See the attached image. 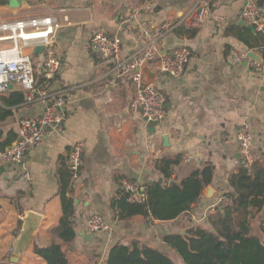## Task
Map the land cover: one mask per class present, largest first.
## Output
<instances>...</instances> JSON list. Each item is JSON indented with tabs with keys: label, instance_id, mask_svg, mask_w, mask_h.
I'll use <instances>...</instances> for the list:
<instances>
[{
	"label": "crops",
	"instance_id": "crops-1",
	"mask_svg": "<svg viewBox=\"0 0 264 264\" xmlns=\"http://www.w3.org/2000/svg\"><path fill=\"white\" fill-rule=\"evenodd\" d=\"M24 1L17 9L8 2L0 6V22L36 16L56 19L55 52L61 66L54 89L65 100L66 119L29 152L22 165L0 164V264H46L35 249L60 242L54 230L63 215L61 175L70 172L68 156L79 142L85 147L81 175L75 183L71 177L76 238L63 246L70 264H108L114 246L134 243L158 249L176 264H184L163 238L185 234L190 228L213 231L209 219L217 212L211 207L233 192L231 176L243 167L264 166V77L253 71L251 59L230 62L233 52L263 54L264 32L254 35L240 24L246 0H217L210 11L197 6L198 0ZM258 1L264 10V0ZM134 11L139 12L134 26L123 31L121 22ZM163 24L176 28L159 41L160 53L185 45L192 55L186 71L176 79L160 74L154 63L146 66V80L167 100L165 120L150 126L131 108L135 85L115 71L112 61L95 58L89 43L95 33L105 31L119 38L125 57H132L143 44V30ZM179 27L197 32L191 36L177 32ZM28 52L40 81L44 55ZM14 93L24 95L25 101L11 104ZM0 108L11 112L0 121V151L14 145L20 120L37 118L43 111L40 103H28L26 93L17 86L1 97ZM244 125L252 130L258 156L252 167L240 154L238 133ZM178 156L183 161L174 168L170 184H179L208 164L214 168L213 183L191 211L171 222L143 216L119 220L113 199L124 182L138 183L143 189L163 182L156 164ZM28 212L41 215V225L15 258L14 243ZM96 214L109 230L90 231L88 222ZM263 217L262 212L259 221ZM254 225L256 235L262 237L258 222Z\"/></svg>",
	"mask_w": 264,
	"mask_h": 264
},
{
	"label": "built area",
	"instance_id": "built-area-1",
	"mask_svg": "<svg viewBox=\"0 0 264 264\" xmlns=\"http://www.w3.org/2000/svg\"><path fill=\"white\" fill-rule=\"evenodd\" d=\"M216 1L198 0L197 6L210 11ZM138 14V11H134L121 22L120 28L123 31L131 30ZM242 18L257 31L264 32V10L258 0H246ZM58 28L59 24L52 16L24 17L0 22V99L10 91L11 86H17L26 93L28 103H40L43 106L39 117L19 121L17 139L12 147L0 151V164L22 165L29 152L40 146L50 132L59 130L65 122V100L54 89V81L61 66L55 52ZM175 28V25L163 24L154 29H144L143 44L140 51L132 57H125L119 38L110 36L105 31L95 33L89 43L95 58L112 61L115 71L125 75L135 85L136 96L131 108L150 126L165 120L167 100L153 83L146 80V66L154 63L160 74L176 79L184 74L191 60L192 53L185 45H178L165 54L158 50L159 41ZM39 46L44 47V74L40 81L37 79L32 55L28 52ZM249 59L246 53L233 52L230 62L241 64ZM252 68L255 73L264 77V48L260 61L253 62ZM238 141L242 158L247 167H252L258 161V156L255 153L253 133L248 125L239 130ZM84 148L83 143H76L68 156V167L74 183L81 175ZM123 190L130 193V202H144L145 192L138 183L124 182ZM231 203L229 197L221 196L211 207V211L218 212ZM88 226L92 233L109 230L99 214L89 220Z\"/></svg>",
	"mask_w": 264,
	"mask_h": 264
},
{
	"label": "trees",
	"instance_id": "trees-1",
	"mask_svg": "<svg viewBox=\"0 0 264 264\" xmlns=\"http://www.w3.org/2000/svg\"><path fill=\"white\" fill-rule=\"evenodd\" d=\"M6 4V0H0V6ZM185 31L191 36L197 32L196 29L185 30L184 27L177 29V32ZM14 97L11 104L25 101L21 93H14ZM10 115L11 112L0 108V121ZM182 161V157L178 156L162 159L156 164V169L164 181L146 185L145 200L142 203L130 202V193L121 189L113 199V208L119 220L127 221L143 216L160 222H171L191 211L201 200L205 188L213 183L214 168L208 164L179 184H170L174 168ZM61 182L63 215L59 226L54 230L60 242L35 249V253L46 264H70L63 246L72 244L76 238V206L71 197L72 181L68 170L62 172ZM230 185L233 192L227 197L232 203L209 219L213 231L190 228L185 234H171L163 238L184 264H264V217L260 221L258 219L264 211V166L256 165L252 170L243 167L238 174L231 176ZM255 221L258 222L262 237L253 232ZM107 263L176 264L158 249L140 246L139 243L132 246H114L110 250Z\"/></svg>",
	"mask_w": 264,
	"mask_h": 264
},
{
	"label": "water",
	"instance_id": "water-1",
	"mask_svg": "<svg viewBox=\"0 0 264 264\" xmlns=\"http://www.w3.org/2000/svg\"><path fill=\"white\" fill-rule=\"evenodd\" d=\"M6 1L8 2L9 7L12 9L21 8L23 6V4H25L24 0H6ZM240 24L245 26L254 35L257 34V30L253 25L248 24L244 20ZM43 51H44L43 46H39L35 49V53H43ZM248 56L254 62H258L261 59V57L256 55V53H254L253 51L249 52ZM12 89H13V86L10 87V90H12ZM164 140L166 141V138H164ZM263 213H264V211H263ZM41 221H42L41 215H38L34 212H28L26 214L21 235H20L19 239L16 240V242L14 243V254H13V256L15 258H18L25 251V249L29 246V244L33 241V239L36 237V235L39 231L40 225H41Z\"/></svg>",
	"mask_w": 264,
	"mask_h": 264
},
{
	"label": "rangeland",
	"instance_id": "rangeland-1",
	"mask_svg": "<svg viewBox=\"0 0 264 264\" xmlns=\"http://www.w3.org/2000/svg\"><path fill=\"white\" fill-rule=\"evenodd\" d=\"M253 232H254L255 234H259V231H258V228H257L256 225H254Z\"/></svg>",
	"mask_w": 264,
	"mask_h": 264
}]
</instances>
